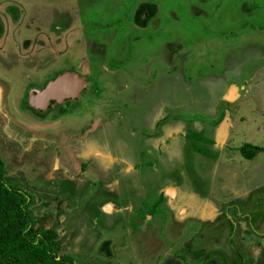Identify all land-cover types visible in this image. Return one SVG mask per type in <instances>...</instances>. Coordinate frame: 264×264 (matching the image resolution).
<instances>
[{
	"label": "rangeland",
	"instance_id": "374dc122",
	"mask_svg": "<svg viewBox=\"0 0 264 264\" xmlns=\"http://www.w3.org/2000/svg\"><path fill=\"white\" fill-rule=\"evenodd\" d=\"M66 70L88 90L33 114ZM245 142L264 148V0H0L4 178L74 264H264Z\"/></svg>",
	"mask_w": 264,
	"mask_h": 264
},
{
	"label": "trees",
	"instance_id": "16d2710c",
	"mask_svg": "<svg viewBox=\"0 0 264 264\" xmlns=\"http://www.w3.org/2000/svg\"><path fill=\"white\" fill-rule=\"evenodd\" d=\"M31 104L40 108L33 100ZM186 135L201 140L203 137L198 131ZM238 150L243 157L251 159L264 148L245 142ZM31 201L26 190L6 181L0 156V264H74L71 253L60 251L58 231L52 226H37L31 214ZM160 201L161 197L152 205L151 213Z\"/></svg>",
	"mask_w": 264,
	"mask_h": 264
},
{
	"label": "water",
	"instance_id": "95a60500",
	"mask_svg": "<svg viewBox=\"0 0 264 264\" xmlns=\"http://www.w3.org/2000/svg\"><path fill=\"white\" fill-rule=\"evenodd\" d=\"M88 89L86 77L76 70L62 71L49 79L42 88H32L28 97L36 103L54 105L64 99L80 100L82 93ZM227 99H232L233 94H227Z\"/></svg>",
	"mask_w": 264,
	"mask_h": 264
},
{
	"label": "flooded vegetation",
	"instance_id": "af4514ba",
	"mask_svg": "<svg viewBox=\"0 0 264 264\" xmlns=\"http://www.w3.org/2000/svg\"><path fill=\"white\" fill-rule=\"evenodd\" d=\"M57 74H59V73H57ZM57 74H54V75H52V76H50L48 79H46L42 84H40V85H35V86H32V87H30L29 88V90L30 89H32V88H42L44 85H45V83L49 80V79H51V78H53L54 76H56ZM81 74V73H80ZM83 75V74H82ZM85 77H86V79H87V81H88V87L90 86V80H89V78H88V75H84ZM88 90V89H87ZM29 92V91H28ZM28 99V102L26 103L25 102V106L29 109V110H31L32 111V113L33 114H36V115H46V114H48L50 111H52V110H54V108H56V107H59V108H66V107H70V106H73L78 100L77 99H64L63 101H61L60 103H57V104H54V105H42V104H40V103H37V104H39L40 105V108L41 107H43V106H45V107H43V108H38V107H35V106H33L32 104H31V99L28 97L27 98ZM33 102H35V101H33Z\"/></svg>",
	"mask_w": 264,
	"mask_h": 264
},
{
	"label": "bare ground",
	"instance_id": "6f19581e",
	"mask_svg": "<svg viewBox=\"0 0 264 264\" xmlns=\"http://www.w3.org/2000/svg\"><path fill=\"white\" fill-rule=\"evenodd\" d=\"M234 90V89H233ZM233 90H230L229 94H231L232 92H234ZM233 94V93H232ZM234 95V94H233Z\"/></svg>",
	"mask_w": 264,
	"mask_h": 264
},
{
	"label": "crops",
	"instance_id": "0c3cea01",
	"mask_svg": "<svg viewBox=\"0 0 264 264\" xmlns=\"http://www.w3.org/2000/svg\"><path fill=\"white\" fill-rule=\"evenodd\" d=\"M234 91V90H233ZM232 93H234V92H232Z\"/></svg>",
	"mask_w": 264,
	"mask_h": 264
}]
</instances>
